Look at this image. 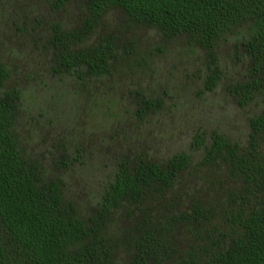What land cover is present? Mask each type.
Here are the masks:
<instances>
[{
	"label": "trees",
	"instance_id": "1",
	"mask_svg": "<svg viewBox=\"0 0 264 264\" xmlns=\"http://www.w3.org/2000/svg\"><path fill=\"white\" fill-rule=\"evenodd\" d=\"M72 1L79 0L50 6L57 11ZM80 1L84 15L75 30L51 27L56 73L77 82L111 75L120 51H129L114 35L89 37L119 10L127 28L184 36L205 50L207 91L219 79L215 43L237 37L247 80L228 89L239 106L264 95V0ZM133 62L142 68L145 60ZM6 77L0 67V86ZM19 99L15 90L0 93V264H264V109L249 118L244 146L213 132L207 143L194 137L202 152L196 162L185 152L163 163L119 162L94 209L83 214L61 180L44 179L38 161L24 156ZM138 99L139 118L161 107Z\"/></svg>",
	"mask_w": 264,
	"mask_h": 264
},
{
	"label": "rangeland",
	"instance_id": "2",
	"mask_svg": "<svg viewBox=\"0 0 264 264\" xmlns=\"http://www.w3.org/2000/svg\"><path fill=\"white\" fill-rule=\"evenodd\" d=\"M50 1L0 0V67L7 72L0 93L20 96L16 130L24 156L38 161L44 179L61 180L83 214L94 209L102 184L121 161L163 163L185 152L196 162L202 152L193 148L194 137L207 143L213 132L246 144L248 120L264 109V95L239 106L228 89L247 80L237 37L215 43L219 79L207 91L205 50L184 36L163 39L142 27L127 28L123 12L111 10L89 42L111 34L132 54L120 51L123 59L111 75L77 82L55 72L50 40L54 24L64 31L78 27L83 1L57 11ZM141 57L144 67L135 68L133 58ZM140 96L159 100L161 107L139 118Z\"/></svg>",
	"mask_w": 264,
	"mask_h": 264
}]
</instances>
